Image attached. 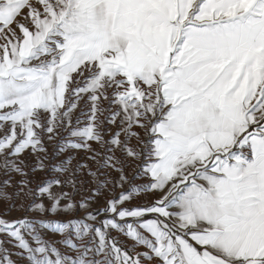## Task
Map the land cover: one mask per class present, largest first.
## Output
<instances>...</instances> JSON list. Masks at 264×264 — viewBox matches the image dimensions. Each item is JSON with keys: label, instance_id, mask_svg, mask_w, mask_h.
<instances>
[{"label": "snow or ice", "instance_id": "6c2138e0", "mask_svg": "<svg viewBox=\"0 0 264 264\" xmlns=\"http://www.w3.org/2000/svg\"><path fill=\"white\" fill-rule=\"evenodd\" d=\"M0 206V264H264V0H0Z\"/></svg>", "mask_w": 264, "mask_h": 264}, {"label": "rangeland", "instance_id": "374dc122", "mask_svg": "<svg viewBox=\"0 0 264 264\" xmlns=\"http://www.w3.org/2000/svg\"><path fill=\"white\" fill-rule=\"evenodd\" d=\"M3 211H4V208H3L2 206H0V212H3ZM17 215H19L18 212H13V213H12V216H11L10 218L15 217V216H17Z\"/></svg>", "mask_w": 264, "mask_h": 264}]
</instances>
